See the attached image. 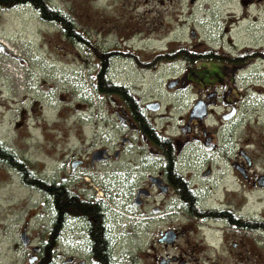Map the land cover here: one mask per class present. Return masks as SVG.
I'll return each instance as SVG.
<instances>
[{
  "label": "flooded vegetation",
  "instance_id": "af4514ba",
  "mask_svg": "<svg viewBox=\"0 0 264 264\" xmlns=\"http://www.w3.org/2000/svg\"><path fill=\"white\" fill-rule=\"evenodd\" d=\"M201 1L186 0L166 14L164 20L177 28L147 54L159 62L158 67L178 72L165 85L167 96L174 95V102L165 106L163 97L150 96L145 100L143 94L115 86L119 91L113 93V141L95 137L96 145L86 152L85 161L69 159V170L61 181L39 178V183H31L26 175L7 166L19 175L23 189L41 197L39 205L25 208L31 211L40 206V210L48 212L47 217L44 213L39 216L44 227L41 234L47 233L48 241L46 246L33 242L30 221L37 220L36 210L17 225L18 243L5 235L7 219H3L0 264H55L57 251L51 243L60 244L72 232V226L83 234L81 258L67 253L61 264H150L115 260L114 189L134 191L131 201L142 210L145 232L151 223L157 225L153 243L168 249L184 239L197 237L190 261L183 255L166 252L151 264L166 260L167 264H198L197 260L194 262L196 255L222 246L237 257L240 254L236 264H262L258 255L246 252L241 239L244 234L253 235L264 228V43L261 38L243 41L248 38L246 35L252 36L254 29L261 28L255 23L240 28L238 41L204 40L201 36H209L215 23L214 14L207 8L210 5ZM245 3L241 0L242 5ZM12 7L32 6L26 2ZM126 34L128 37H119L120 45L113 47V61L129 60L136 65L133 53L127 49L134 38ZM138 49L143 50L141 46ZM146 65L139 71L158 68ZM94 73L95 89L96 68ZM169 83L173 86L169 87ZM94 155L101 160L93 161ZM85 166H89L90 173L98 166L108 168L112 188L102 190L86 171L76 174L77 167L85 170ZM29 172L37 177L31 169ZM83 176L91 183L84 182ZM54 191L62 192L64 204L54 199ZM180 214H184V222L176 223ZM170 218L175 224L160 226ZM168 231L174 232V241L159 242ZM98 238L103 243L102 250Z\"/></svg>",
  "mask_w": 264,
  "mask_h": 264
},
{
  "label": "rangeland",
  "instance_id": "374dc122",
  "mask_svg": "<svg viewBox=\"0 0 264 264\" xmlns=\"http://www.w3.org/2000/svg\"><path fill=\"white\" fill-rule=\"evenodd\" d=\"M47 1L70 17L76 29L89 38L90 45L86 49L70 41L55 24L42 20L33 6L15 9L12 6H0V145L27 162L38 178L55 181L66 175L69 159L86 160V152L96 145L95 137L113 141V96L100 94L92 83L97 60H94L91 53L96 48L112 53L113 47L121 43L119 37H128L126 32L130 33L132 36L129 37L134 40L128 43V47L126 44V47L133 53L136 65L129 60L112 59L109 69L112 81L143 94L145 100L150 96L163 97L165 106L175 101L174 95L167 96L165 85L178 72L166 66L158 67L159 62L147 54L159 46V40L177 28L164 18L186 0ZM159 1L163 4L160 5ZM201 2L210 5L207 8L214 14L215 23L211 34H204L202 39L218 41L221 38H233L238 41L241 36L239 29L255 23L257 28H261L260 31L254 29L252 36L246 35L248 38L243 41L249 43L250 38H261L260 42L264 43V0H245L244 5L241 0ZM140 46L143 50L138 49ZM10 53H14L15 57ZM144 64L158 68L144 73L139 71ZM85 167V170L77 167L76 174L83 171L90 173L89 166ZM90 174L100 183L102 190L112 188L108 168L98 166ZM83 178L84 182L91 183L90 179L85 176ZM114 190L112 239L116 261L151 264L156 261L155 257L160 258L166 252L170 255H183L186 261L191 260L190 257L194 255L192 246L198 242L197 237L189 241L184 239L178 246L168 249L153 243L157 237L154 233L157 225L151 223L148 233L145 232L142 210L131 201V193L134 191ZM40 201L39 195L21 187L17 173L0 163V205H5L0 206L3 212L0 221L7 219V237L12 236L14 242L17 240L18 243L17 225L29 219L36 210L39 213L37 220L30 221L33 242L46 246L48 234H41L44 227L40 224L39 216L44 213L47 217L48 212L40 210V206L31 211L25 208L34 206V203L39 205ZM11 208L13 212L8 211ZM180 215L176 223L184 222V214ZM169 220L166 219L160 226L175 224L174 219ZM110 226L109 222V229ZM70 228L72 232L67 233V238L63 237L60 244L56 241L51 243V248L55 247L57 251L55 264H61L67 253L80 257L83 234L76 231L78 227ZM241 239L246 252L250 256L258 255L264 264V228L253 235L244 234ZM226 249L222 246L217 251L196 255L194 262L236 264L240 254L237 257L235 252Z\"/></svg>",
  "mask_w": 264,
  "mask_h": 264
},
{
  "label": "trees",
  "instance_id": "16d2710c",
  "mask_svg": "<svg viewBox=\"0 0 264 264\" xmlns=\"http://www.w3.org/2000/svg\"><path fill=\"white\" fill-rule=\"evenodd\" d=\"M30 3L36 11L39 12L40 18L45 22L55 24L73 43H77L84 48L90 45L89 38L86 35H83L78 29L70 17L66 16L61 11L55 9L47 0H0V6H16L17 4ZM95 49V48H94ZM91 55L94 57V60H97L96 66V88L95 90L100 94L112 95L114 92L119 91L113 83L109 80V69L110 64L113 59V52L107 53L103 50H98L96 48ZM0 162L4 165L11 167L14 170H17L21 175H26L29 178L30 182L39 183V178H34L30 176V166L27 162L19 159L14 153L7 150L0 145ZM52 191V190H51ZM54 199L60 204H64V196L62 192L54 191ZM59 204V205H60ZM98 247L100 250L103 249V243L98 238Z\"/></svg>",
  "mask_w": 264,
  "mask_h": 264
},
{
  "label": "water",
  "instance_id": "95a60500",
  "mask_svg": "<svg viewBox=\"0 0 264 264\" xmlns=\"http://www.w3.org/2000/svg\"><path fill=\"white\" fill-rule=\"evenodd\" d=\"M173 83H169V87H172ZM99 153V152H98ZM94 160H101V157H98L96 155L93 156V161ZM175 239V234L173 231H168L166 232L162 238L159 240V242L161 243H166V244H171ZM169 262V260L163 261L162 264H167Z\"/></svg>",
  "mask_w": 264,
  "mask_h": 264
}]
</instances>
